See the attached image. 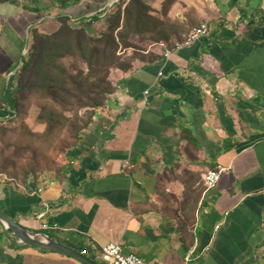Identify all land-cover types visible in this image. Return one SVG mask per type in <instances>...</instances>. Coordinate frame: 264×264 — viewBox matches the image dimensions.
I'll return each instance as SVG.
<instances>
[{"label": "crops", "instance_id": "0c3cea01", "mask_svg": "<svg viewBox=\"0 0 264 264\" xmlns=\"http://www.w3.org/2000/svg\"><path fill=\"white\" fill-rule=\"evenodd\" d=\"M115 1L0 2V122L30 29ZM193 4L209 33L113 71L114 92L55 171L26 190L0 178L1 211L92 264L112 244L145 264H264V0ZM216 168L206 189L203 174ZM0 264L84 263L8 235Z\"/></svg>", "mask_w": 264, "mask_h": 264}, {"label": "trees", "instance_id": "16d2710c", "mask_svg": "<svg viewBox=\"0 0 264 264\" xmlns=\"http://www.w3.org/2000/svg\"><path fill=\"white\" fill-rule=\"evenodd\" d=\"M3 1L8 0H0ZM177 1L160 0V6L164 12H168ZM148 2L150 1L120 2L116 11L105 18L107 28L99 37L90 34L92 23L100 20L98 15L102 12L77 21L66 15H58L55 19L57 30L50 34L40 33L36 28L30 29V46L22 56L21 65L9 85L14 106L8 108L9 117L0 122V144L5 145V148L0 150V175L6 174L21 186L30 183L35 187L38 174L43 171L40 166L41 159H38V149L28 146L24 141L15 144V139L11 138L15 136L11 125L15 118L21 115L20 101L28 98L38 99L40 111L37 123L45 126L47 136H54L55 132L60 131L63 133L65 129L70 132L60 147L63 158L69 150L78 145L83 131L94 121L97 111L114 92L112 69L126 71L131 68L132 64L124 65L119 62L116 53L120 38L126 39L124 32L143 34L144 31L153 29L159 35L153 38L154 40H170L167 32L157 31L158 20L151 16ZM183 41L184 39L181 42ZM167 47L172 48L168 45ZM83 65L85 69L80 68ZM6 106L5 98L0 97V108ZM66 111L74 116L67 117ZM80 111L84 112L83 117L85 116L86 120L79 116ZM20 135L26 141L37 137L27 126H23ZM47 136H44L46 141L49 140ZM15 148L17 154L29 150L31 156L16 157ZM8 235L17 240L10 230L0 231V238Z\"/></svg>", "mask_w": 264, "mask_h": 264}, {"label": "rangeland", "instance_id": "374dc122", "mask_svg": "<svg viewBox=\"0 0 264 264\" xmlns=\"http://www.w3.org/2000/svg\"><path fill=\"white\" fill-rule=\"evenodd\" d=\"M149 7H150V14L158 20V28L157 31L163 30L167 32L170 36V40L168 42H165L164 40H154L153 38L159 37L157 33L152 29L151 31H144L143 34H137L132 33V31L128 32L125 31L124 34L126 36V39L119 40V48L117 50V56L119 57V62H122L124 65H131L132 63H136L137 61H147L151 60L153 58V53L155 52H164V50H161L159 47V44L163 43L166 46L172 47L174 45H177L178 43H183L186 41L189 37L192 31L199 27L202 24V16L200 14V10L196 9L195 5L193 4L196 0H178L173 6H171L170 10L163 11V7L160 6V0H149ZM207 3H209V0H205ZM116 3L114 4L113 8H108L106 10H103V13L99 14V18H105L116 11V6L119 5L120 2L127 3L128 0H116ZM123 6H125L123 4ZM178 8L177 11L173 12V8ZM202 11V10H201ZM203 13V12H201ZM93 16V15H92ZM91 17V16H90ZM89 17V18H90ZM79 20V19H76ZM44 21V20H43ZM54 21V20H53ZM46 22V21H45ZM42 23V22H41ZM92 33L90 36L93 37H99L101 33L104 32L107 28V24L105 21H95L92 23ZM32 28H36L37 31L43 34H50L57 30V24H49L45 27H42V25L33 26ZM31 28V29H32ZM30 32V31H29ZM184 39L183 42H181ZM118 40V39H117ZM31 41V35L28 33L26 40H25V47L23 51H27L28 47L30 46ZM174 48V47H172ZM26 52L23 53V55ZM72 62V61H71ZM20 67V66H19ZM80 68L85 69V65L80 66ZM19 69V68H18ZM17 69V70H18ZM15 71V74L17 72ZM116 69H112L111 74ZM16 84V81H15ZM38 99L36 98H28L23 101H20V112L21 115L19 117L15 118V122L11 125V128H14L15 130V136H11L12 140L15 139V144H18L19 141H24L25 143H28V146L33 147L34 149H38L39 151V157L38 159H41L40 166L42 172L38 174L37 177V183L40 180V177L49 171H55L61 162V144L63 143V140L65 141L67 137H69L70 132H68L66 129L63 131V133L55 132L54 136H47L46 135V128L44 125H40L37 123V116L39 114V105ZM40 102H42L40 100ZM67 117H73L74 114L71 112L66 111ZM79 116L82 117V119L86 120V117L84 115L83 111H80ZM23 126L29 127V129L37 135L35 139H28L27 141L25 138H22L23 136L20 135L23 131ZM22 130V131H21ZM20 135V136H19ZM44 136L48 137V141L44 138ZM22 145V144H19ZM24 146V145H23ZM30 147V148H31ZM5 148V145L3 143L0 144V150ZM17 149L15 148V156L19 157L22 156L24 158H28L31 156V151L27 150L26 152H21L19 154L16 153ZM26 153V154H25ZM25 154V155H24ZM6 176V178L9 181H6L8 183H12L15 186L19 185L18 181H13V179H10L6 174H3ZM27 185H31L26 184ZM21 186V185H20ZM26 186L24 185L26 190ZM6 230L4 229L3 225H0V231ZM43 236L39 235L37 236L38 239H42ZM81 254V253H80ZM83 255V254H81ZM85 256V255H83Z\"/></svg>", "mask_w": 264, "mask_h": 264}, {"label": "built area", "instance_id": "2783aa9c", "mask_svg": "<svg viewBox=\"0 0 264 264\" xmlns=\"http://www.w3.org/2000/svg\"><path fill=\"white\" fill-rule=\"evenodd\" d=\"M101 12L103 13V11ZM209 30H210L209 24L207 21H205L199 27L195 28L190 34V37L183 43H178L174 48H168L165 44L161 43L159 44V47H161L160 48L161 50H164L163 55L165 57H170L177 50L185 46L191 45L200 36L207 35L209 33ZM149 94L150 92L147 91L146 95H149ZM221 171H222L221 168H216V169L208 170L203 174V181H204V185L206 189H212L216 185ZM0 178L4 179L5 181H9L6 178V176H4L3 174L0 175ZM18 187L22 188L23 190L25 189L24 186L18 185ZM42 192H43V189L40 187H37L33 190V193L35 194H40ZM43 216H44L43 214H39L37 215V218L41 219ZM42 229L47 230L49 229V226L43 223ZM81 254L85 255L86 251L81 252ZM98 260L100 261L101 264H145L144 261H142L136 255H133V254L126 255L122 249V246L119 244H112V245L101 247L98 252ZM191 260H192V254L188 255L187 257L188 262Z\"/></svg>", "mask_w": 264, "mask_h": 264}, {"label": "water", "instance_id": "95a60500", "mask_svg": "<svg viewBox=\"0 0 264 264\" xmlns=\"http://www.w3.org/2000/svg\"><path fill=\"white\" fill-rule=\"evenodd\" d=\"M21 62L22 59L20 61L19 66L21 65ZM0 223L3 225L4 229L10 230L12 234L17 238V240L23 245L32 248L50 250L59 254L73 257L79 260L80 262H83L84 264H92L91 261H89L87 258H85L77 251L70 249L57 241L52 240L49 236L45 234L28 230L27 228L23 227L19 222H17L15 219H13L12 217H10L1 210H0ZM39 235L43 236L42 239L37 238V236Z\"/></svg>", "mask_w": 264, "mask_h": 264}, {"label": "bare ground", "instance_id": "6f19581e", "mask_svg": "<svg viewBox=\"0 0 264 264\" xmlns=\"http://www.w3.org/2000/svg\"><path fill=\"white\" fill-rule=\"evenodd\" d=\"M73 20L75 21L76 19H73ZM76 21H77V20H76ZM100 21L102 22V21H105V20H104V18H101ZM164 49H165V48H164ZM25 50H26V49H25ZM25 52H26V51H25Z\"/></svg>", "mask_w": 264, "mask_h": 264}]
</instances>
